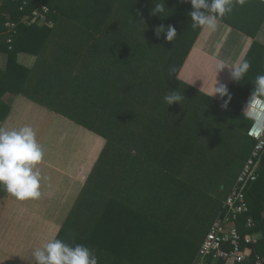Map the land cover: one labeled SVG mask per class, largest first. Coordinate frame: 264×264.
Returning a JSON list of instances; mask_svg holds the SVG:
<instances>
[{
    "label": "trees",
    "instance_id": "1",
    "mask_svg": "<svg viewBox=\"0 0 264 264\" xmlns=\"http://www.w3.org/2000/svg\"><path fill=\"white\" fill-rule=\"evenodd\" d=\"M1 2L2 31L40 5L50 10L52 27L18 24L11 44L2 37L0 121L8 113L2 97L21 95L104 140L55 239L88 247L97 264H193L254 145L240 110L256 88L257 62L232 79L218 102L178 79L201 30L192 27L190 3ZM157 4L163 12L154 13ZM262 9L257 0L235 3L219 22L253 36ZM170 25L177 33L171 42L165 39ZM20 53L36 58L32 69L17 64ZM172 92L183 100L167 105L164 96ZM245 200L249 211L238 232L261 233L248 248L264 256V153Z\"/></svg>",
    "mask_w": 264,
    "mask_h": 264
},
{
    "label": "crops",
    "instance_id": "2",
    "mask_svg": "<svg viewBox=\"0 0 264 264\" xmlns=\"http://www.w3.org/2000/svg\"><path fill=\"white\" fill-rule=\"evenodd\" d=\"M259 18L253 36L221 22L215 32L201 28L178 79L219 102L223 97L218 93L210 95L212 88L221 84L229 87L234 78L231 75L234 65L248 59L254 67L256 61L258 67L255 69L259 68L260 75H264L263 9ZM218 59L225 62V67L215 71ZM16 62L30 70L36 58L20 53ZM5 63V57L1 56V69ZM1 101L8 107V113L0 121V128L32 127L44 156L36 166L41 174L38 199L17 200L0 187V264H36L34 250L55 239L103 148L104 140L24 96L8 93ZM252 238L256 242L261 233Z\"/></svg>",
    "mask_w": 264,
    "mask_h": 264
},
{
    "label": "clouds",
    "instance_id": "3",
    "mask_svg": "<svg viewBox=\"0 0 264 264\" xmlns=\"http://www.w3.org/2000/svg\"><path fill=\"white\" fill-rule=\"evenodd\" d=\"M191 4L193 11L190 15L193 20L192 27H201L209 32H215L218 22L227 13H231L235 3L243 5L245 0H183ZM264 4V0H260ZM204 10V11H202ZM164 5L157 4L155 12H163ZM207 13V14H206ZM163 31V26L157 31ZM177 33L171 25L167 28L165 39L173 41ZM225 67V62L218 59L215 71ZM251 67L247 60L234 65L231 75L239 80L245 76ZM175 72L170 68L169 73ZM256 88L251 94L247 105L245 118L251 119L253 126L264 131V75L255 78ZM218 93L221 97L228 95V89L224 85L212 88L211 94ZM230 100L231 97L228 96ZM183 97L178 92H172L164 96V102L172 105L180 102ZM225 101L223 107H227ZM44 153L37 143L36 133L30 126H24L19 130H6L0 128V187L17 200L38 199L41 196V174L36 167L43 159ZM35 169V170H34ZM36 264H97V258L93 252L82 244L69 246L59 239H52L42 248H36L33 252Z\"/></svg>",
    "mask_w": 264,
    "mask_h": 264
},
{
    "label": "built area",
    "instance_id": "4",
    "mask_svg": "<svg viewBox=\"0 0 264 264\" xmlns=\"http://www.w3.org/2000/svg\"><path fill=\"white\" fill-rule=\"evenodd\" d=\"M257 1L260 2V0ZM24 6H26L25 1L19 11H23ZM49 14L50 10L46 6L40 5L30 14L21 16L18 23L5 22L4 30H0V42L4 35H8L7 44H11V34L15 33L18 24L25 26L37 24L51 28L52 22L48 18ZM250 99L251 94L245 98L241 107L240 114L242 116L247 111ZM247 120L250 122V126L246 135L254 142L252 151L224 200L221 211L206 233L193 264H264V256L252 254L248 248L249 244L255 243L252 236H241L237 227L240 217L249 211L245 200V190L248 185L257 180L264 153V131L254 127V122L251 119ZM244 225L245 228L250 229L253 227V222L247 218Z\"/></svg>",
    "mask_w": 264,
    "mask_h": 264
},
{
    "label": "rangeland",
    "instance_id": "5",
    "mask_svg": "<svg viewBox=\"0 0 264 264\" xmlns=\"http://www.w3.org/2000/svg\"><path fill=\"white\" fill-rule=\"evenodd\" d=\"M244 163V162H243Z\"/></svg>",
    "mask_w": 264,
    "mask_h": 264
}]
</instances>
